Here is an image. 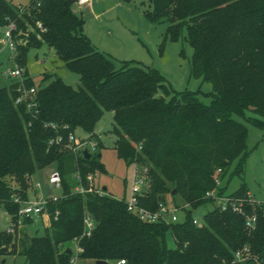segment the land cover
<instances>
[{"label":"trees","instance_id":"trees-1","mask_svg":"<svg viewBox=\"0 0 264 264\" xmlns=\"http://www.w3.org/2000/svg\"><path fill=\"white\" fill-rule=\"evenodd\" d=\"M149 1L146 17L167 21L166 37H184L193 47V76L212 85L208 104L199 91L171 89L158 70L131 61L117 67L84 33L75 0H30L23 14L22 5L0 0V24L6 25L7 17L16 21L18 39L25 41L19 44V64L26 66L31 48L47 45L81 82L76 88L48 72L36 84L28 73L27 85L38 89L36 115L15 104L16 84L0 85V209L15 216L20 204L14 196L28 199L31 178L46 168L58 169L63 182L62 196L48 206L45 233L1 232L0 256L22 255L27 264H71L75 256L80 264L122 259L125 264H222L247 244L264 260V202L244 205L257 215L252 231L241 215L218 207L203 214L201 227L193 223V210L212 203L205 193L216 187V170L228 180L244 172L248 129L235 116L264 127V0ZM108 111L117 156L127 166L148 169L149 191L141 204L155 209L170 195L175 205H189L183 221L145 223L127 210L124 198L99 185L93 192L74 191L77 172L86 188L89 174L107 172L96 128ZM78 129L98 141L90 159L67 146L69 134ZM57 136L62 142L50 145ZM218 191L225 194L226 186ZM228 195L249 197L244 182ZM86 216L95 222L90 235ZM169 234L175 247L168 245Z\"/></svg>","mask_w":264,"mask_h":264},{"label":"rangeland","instance_id":"rangeland-1","mask_svg":"<svg viewBox=\"0 0 264 264\" xmlns=\"http://www.w3.org/2000/svg\"><path fill=\"white\" fill-rule=\"evenodd\" d=\"M8 1L14 5H26L30 0ZM73 9L80 18L84 19V33L91 38L97 49L104 51L114 60L117 67H120L123 61L140 63L146 68L158 70L165 78L167 85L174 91H199V99L206 104L210 102L208 93L212 91L211 83L193 76V47L184 37L179 41L167 38L166 32L169 25L167 21L152 22L146 17V11L151 9L149 0H93L92 4L86 7H80L74 2ZM0 31L2 33L3 30ZM19 42L22 45L25 44L22 38H19ZM14 65V61L6 59V51L0 55V85L10 84V79L3 76L2 72ZM24 67L36 84H40L44 74L49 72L62 77L76 88L81 85L79 75L69 71L63 61L47 45L31 48ZM162 94L163 92H160V95ZM246 115H253V113L247 111ZM235 118L247 126L246 144L249 153L242 176H234L230 180L226 176L222 179V186H226V193H231L239 187L241 182H244L248 196L256 202H264V127H256L238 116ZM113 124V112L108 111L98 125L99 139L103 143L100 149L101 159L107 172L98 173L95 183L103 188L106 187L107 191L117 198H127L133 168L127 166L117 156L115 149L117 137L112 132ZM76 134L78 137L87 135L82 129H79ZM53 169L55 168H46L33 176L31 180L32 183H36L38 181L36 176L39 175L43 190L50 197L61 195L63 192L61 188L49 187L46 175ZM167 199L168 203L174 204L170 195ZM214 205L209 202L199 206L193 210V217L201 218ZM177 215L179 221H183L186 212L179 210ZM8 217L13 216L9 215L4 208L0 209V233L7 232ZM46 227V222L41 217H35L33 223L28 226L25 224L20 230L35 236L43 235ZM168 245L175 247L171 234L168 235ZM69 246L76 249V244L73 242ZM0 264H27V262L22 255L6 254L0 256ZM81 264H96V262L85 260ZM108 264L117 263L110 261Z\"/></svg>","mask_w":264,"mask_h":264},{"label":"built area","instance_id":"built-area-1","mask_svg":"<svg viewBox=\"0 0 264 264\" xmlns=\"http://www.w3.org/2000/svg\"><path fill=\"white\" fill-rule=\"evenodd\" d=\"M93 0H75V3L80 7L90 6ZM29 11L28 5L20 6V13L23 14ZM6 25L0 24V30H3L0 34V55L3 52L8 53V60L14 61L15 65L9 67L7 70L2 72L3 76L8 77L16 84L17 96L14 100L16 105H23L26 108V112L36 115L39 110V102L37 99V87L28 86L26 81L28 79V72L25 67L20 65L17 61L19 56V39H18V25L17 22L11 20L9 17L6 18ZM37 26L40 29H44L41 22H37ZM20 34V33H19ZM48 125L56 128V124L49 123ZM69 143L67 146L79 153L84 157V149H88L92 155L98 150L97 139H91L90 136L78 137L76 132H71L69 134ZM62 136H57L49 141L50 145L55 143H61ZM133 171L131 176V186L129 196L125 199L127 210L136 215L141 221L145 223H175L180 222L178 218V211L189 208V205L177 206L175 204H170L166 202H160L157 208L152 209L145 207L141 204V199L145 197V194L149 191V178L148 169L141 168L137 163L132 165ZM221 170L217 169L215 172L214 182L216 187L205 193L207 199L212 200L214 207H218L219 210L225 211L229 210L238 215H241L244 219V225L248 231H252L256 227L257 215L254 212H248L245 210V203L248 205H253L254 200L250 197L246 198H236L233 196L225 194H219L218 188L222 186V179L220 176ZM96 174H89L87 179L90 182V187L82 183V177L79 172L75 174V178L78 184L75 186L74 191L79 193L93 192L94 187L98 188L95 183ZM49 187L52 189H63L62 176L58 169H53L52 172L46 175ZM32 180V178H31ZM33 193L28 199H22L19 195L14 196V201L20 204L17 214L13 217H9L8 223V233L15 234L17 229H21L25 224L27 225V219H32L34 222L35 217H41L46 225H50V213L48 211V206L50 202H56L59 200L61 195L51 196L46 195L44 188L40 181L32 183ZM95 184V185H94ZM98 191V190H97ZM102 193V191H100ZM121 199V198H120ZM59 214V210L56 211V216ZM55 216V217H56ZM85 234L90 235L95 227V222L91 216L85 217ZM193 223L201 227L203 224L202 217L194 218ZM81 251L80 248L77 249ZM126 260L122 259L117 262V264H125ZM264 264V260L261 259L249 245H244L233 252L232 259L229 261H223L222 264ZM71 264H80V260L77 256L72 258Z\"/></svg>","mask_w":264,"mask_h":264},{"label":"water","instance_id":"water-1","mask_svg":"<svg viewBox=\"0 0 264 264\" xmlns=\"http://www.w3.org/2000/svg\"><path fill=\"white\" fill-rule=\"evenodd\" d=\"M83 154H84V157H85L86 159H90V158L92 157V153H91L88 149H84ZM100 156H101V154H100ZM105 189H106V188H105ZM67 252H68L69 254H71V253H72V249H71L70 247L67 248ZM96 264H108V261H106V260H98V261L96 262Z\"/></svg>","mask_w":264,"mask_h":264},{"label":"crops","instance_id":"crops-1","mask_svg":"<svg viewBox=\"0 0 264 264\" xmlns=\"http://www.w3.org/2000/svg\"><path fill=\"white\" fill-rule=\"evenodd\" d=\"M0 34H1V31H0ZM90 38V37H89ZM91 39V38H90ZM104 52V51H103ZM4 53V52H3ZM2 53V54H3ZM6 59L8 60V53L6 52ZM29 76L31 77V75L29 74ZM12 80L10 79V84H8L7 86H9V85H11L12 84ZM99 125V124H98ZM79 131V129L76 131V133ZM96 134L98 135V137H99V134H98V126H97V128H96ZM86 136H88V134L86 135ZM39 175H37L36 176V179L38 178V181H40V179H39V177H38ZM46 180H47V178H46ZM37 181V182H38ZM41 182V181H40ZM32 193H33V190H32ZM9 220V217L7 218V221ZM29 224H27V226H28ZM23 229H25V228H23ZM26 230V229H25ZM24 231V230H23Z\"/></svg>","mask_w":264,"mask_h":264}]
</instances>
